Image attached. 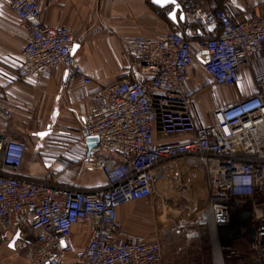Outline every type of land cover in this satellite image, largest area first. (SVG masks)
Returning a JSON list of instances; mask_svg holds the SVG:
<instances>
[{"label":"built area","instance_id":"1","mask_svg":"<svg viewBox=\"0 0 264 264\" xmlns=\"http://www.w3.org/2000/svg\"><path fill=\"white\" fill-rule=\"evenodd\" d=\"M41 1L9 3L26 27L21 79L39 86L51 69L61 67L69 88L77 82L89 85L72 54V30L44 26ZM175 1L191 22L155 40L135 38L134 78L77 99L83 116L77 141L87 145L96 138L85 165L102 175V187L79 189L23 176L24 131L12 125L13 109L0 98V246L8 241L5 233L15 229L18 241L34 245L31 264H158L162 243L130 235L117 222L116 210L149 199L162 167L191 159L201 167L208 190L203 225L216 231L214 264L215 249L219 264H264V16L246 6L242 19L234 20L225 10L210 8L213 0ZM172 10L169 5L155 14ZM194 59L217 87L234 88L241 72L251 71L255 92L218 106L210 112L209 126L198 125L188 89ZM156 136L181 139L158 145ZM243 212L248 217L238 237H220ZM78 224L89 228L81 252L71 238ZM235 238L247 239V252L227 244Z\"/></svg>","mask_w":264,"mask_h":264},{"label":"crops","instance_id":"2","mask_svg":"<svg viewBox=\"0 0 264 264\" xmlns=\"http://www.w3.org/2000/svg\"><path fill=\"white\" fill-rule=\"evenodd\" d=\"M9 3L10 0H0V98L7 100L13 109L12 125L24 131L20 138L25 140L28 149L21 174L79 189L102 187V175L85 165L89 156L87 145L77 141L83 121L77 99L116 80L133 79L135 38L155 40L177 32L183 23L191 22L190 17L181 10L172 17L157 16L155 13L161 8L153 0H42V24L72 30L76 42L73 56L91 83L77 82L69 88L66 72L55 67L39 86H33L23 81L18 71L26 27L10 11ZM209 6L225 10L234 20L242 19L246 6L256 15L264 16V0H213ZM188 89L193 98L194 118L203 126L211 124L213 109L255 92L251 71L243 70L234 88L217 87L197 59L190 68ZM46 131L44 136H39ZM179 139L178 136H156V143L169 144ZM180 190L189 194V197L181 196L184 200L188 198L192 207L187 216L198 221L199 211L205 210L206 218L208 190L203 171L194 160L181 159L159 170L149 199L119 207L117 222L130 235L162 243L163 255L158 264H214L212 242L216 243V233L208 226L197 227V224L203 225L205 218L187 235L171 231L169 211L174 212L173 207L178 204L173 202L170 192L179 195ZM5 234L8 241L0 246V264H31L33 243L21 242L18 238L13 241L15 229ZM71 238L76 251L81 252L89 241L88 226L75 225ZM68 258L74 260V256Z\"/></svg>","mask_w":264,"mask_h":264},{"label":"rangeland","instance_id":"3","mask_svg":"<svg viewBox=\"0 0 264 264\" xmlns=\"http://www.w3.org/2000/svg\"><path fill=\"white\" fill-rule=\"evenodd\" d=\"M170 195H171L170 197L173 200V202H177V204H178V207H173L174 212L169 211L170 218H172V220L170 219L171 220V231L173 233H176V232L177 233H183V234L185 233L187 235V233L189 234L190 231L194 230V228L198 222L203 221V219L205 218V210L199 211L198 216H197L198 221H196V220L192 219L191 217L187 216V215H189L190 209L192 208L189 205L188 198L186 200L181 198L182 195H184L183 198L185 196L189 197V194H187L186 191L180 190L179 195H176L173 192L172 193L170 192ZM177 208H179L178 213L175 212ZM179 214L185 215V216L181 217ZM176 215H179V217L174 218V217H176ZM240 224H241V222H238V215H237L235 217L234 221L232 222L231 227L225 231L219 232V236L224 237L225 235L229 234L231 236L238 237L236 235V233L240 227ZM197 227H199V228L202 227V229H204L203 227L206 228L207 226L197 224ZM206 232L207 231H205V233ZM222 241H225V240L223 239ZM226 242H227V244L233 245L234 247H236V249H238L241 252H247L248 251L247 239L246 240L245 239L240 240L239 238H235L232 240H227ZM226 242H222V243L225 244Z\"/></svg>","mask_w":264,"mask_h":264},{"label":"water","instance_id":"4","mask_svg":"<svg viewBox=\"0 0 264 264\" xmlns=\"http://www.w3.org/2000/svg\"><path fill=\"white\" fill-rule=\"evenodd\" d=\"M153 3L159 8H164L166 6L173 5V10L169 14L170 17L174 16L176 14V12L181 9L180 6L178 5V3L175 0H167V2L164 3V4L157 3V2H155V0H153ZM74 46L75 45L72 46V54H73ZM46 133H48V131L41 133L39 136L42 137ZM95 142H96V138L95 137H91V138L88 139V141H87L88 150L91 149L94 146ZM247 217H248V212L241 213L240 215H238V222H242ZM253 237H254V230H253V228H250L249 229V240L250 241L253 240ZM16 239H17V236L14 237L13 241H15Z\"/></svg>","mask_w":264,"mask_h":264},{"label":"bare ground","instance_id":"5","mask_svg":"<svg viewBox=\"0 0 264 264\" xmlns=\"http://www.w3.org/2000/svg\"><path fill=\"white\" fill-rule=\"evenodd\" d=\"M212 231H214L216 233L215 230H212ZM213 244H214L215 248H217V243H213ZM215 259H216L217 264H219L218 261H220V257L218 256V249H215Z\"/></svg>","mask_w":264,"mask_h":264},{"label":"snow or ice","instance_id":"6","mask_svg":"<svg viewBox=\"0 0 264 264\" xmlns=\"http://www.w3.org/2000/svg\"><path fill=\"white\" fill-rule=\"evenodd\" d=\"M155 2L160 3V4H164L167 2V0H155Z\"/></svg>","mask_w":264,"mask_h":264}]
</instances>
